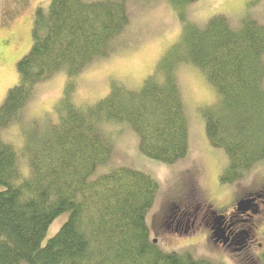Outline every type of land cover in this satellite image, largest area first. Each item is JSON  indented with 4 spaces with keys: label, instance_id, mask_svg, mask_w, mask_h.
Segmentation results:
<instances>
[{
    "label": "trees",
    "instance_id": "trees-1",
    "mask_svg": "<svg viewBox=\"0 0 264 264\" xmlns=\"http://www.w3.org/2000/svg\"><path fill=\"white\" fill-rule=\"evenodd\" d=\"M152 0H51L35 14L18 84L0 107V133L19 126V148L0 136V264H216L164 252L151 240L147 216L160 185L129 168L93 176L112 157L103 127L126 124L143 156L164 164L186 158L189 122L177 71L192 65L216 92L202 116L209 144L225 152L220 182L231 185L264 161V24H234L218 15L188 19L200 0H167L182 23L178 41L139 89L112 83L94 104L74 101L77 79L108 59L131 26V3ZM259 1V0H258ZM60 72L66 83L58 122L26 124L34 89ZM69 219L42 246L61 215ZM264 264V252L261 256Z\"/></svg>",
    "mask_w": 264,
    "mask_h": 264
},
{
    "label": "rangeland",
    "instance_id": "rangeland-1",
    "mask_svg": "<svg viewBox=\"0 0 264 264\" xmlns=\"http://www.w3.org/2000/svg\"><path fill=\"white\" fill-rule=\"evenodd\" d=\"M50 1L0 0V107L9 90L19 82L16 67L32 47L31 31L36 11L38 8L47 9ZM129 12L131 26L120 43L121 49L108 59L95 62L77 79L74 98L77 105L94 104L103 99L114 82L128 89H139L152 74L162 54L178 41L182 23L167 0L131 3ZM218 15L227 17L234 24L249 18L264 24V0H200L189 9L188 19L206 24ZM177 76L189 122L188 156L174 164L146 158L139 150V139L135 132L126 124L111 123L103 129L112 144V157L106 166L97 170L93 179L119 168H129L144 172L158 181L159 194L147 216V224L151 240L157 241L164 252L188 253L197 260L216 264H263L264 161L236 183L222 184L220 177L228 159L224 151L209 144L202 116L205 107L214 102L216 92L205 75L192 65L181 66ZM65 83L66 72H60L34 89L27 104L25 125L36 121L44 128L48 123L58 122L56 107L63 96ZM20 128L11 125L0 136L19 148L22 143ZM249 195L257 199L260 211L252 215L254 218L240 221L239 227L250 233L251 245L238 253L235 248L214 244L208 226L209 217L214 213L229 214L236 202ZM185 205H192V209L199 212L198 222L188 235L167 228L173 214L170 209ZM68 219L69 214L65 213L53 222L42 243L43 247Z\"/></svg>",
    "mask_w": 264,
    "mask_h": 264
},
{
    "label": "flooded vegetation",
    "instance_id": "flooded-vegetation-1",
    "mask_svg": "<svg viewBox=\"0 0 264 264\" xmlns=\"http://www.w3.org/2000/svg\"><path fill=\"white\" fill-rule=\"evenodd\" d=\"M262 190L264 191V185L262 187ZM250 197H252V195H249L236 202L233 205V211H231L229 214L214 213L212 217H209L210 219L208 226L211 232V236L213 237L214 235V227L217 221H220L218 222V224L221 230L225 233V237L227 238L226 243H216L213 237L214 244L228 249L235 248L238 253L244 252V250L251 245L250 233L247 230L241 229V227H239L240 221H248L249 219L254 218L252 215L259 213L260 211L259 207L256 204L257 199ZM241 202H245L246 204L250 203V209L248 212H240L239 204ZM170 212H173V214H171V217L169 219L170 221L167 222V228H169L170 230L174 228L175 232L179 233L183 231L188 235L189 231H191V229H193L198 222L199 212H197L195 208L192 209V205H185L183 208H181L180 206H174V208L170 209ZM172 225H174L175 227Z\"/></svg>",
    "mask_w": 264,
    "mask_h": 264
},
{
    "label": "water",
    "instance_id": "water-1",
    "mask_svg": "<svg viewBox=\"0 0 264 264\" xmlns=\"http://www.w3.org/2000/svg\"><path fill=\"white\" fill-rule=\"evenodd\" d=\"M250 204V203H249ZM249 204H246L245 202H241L239 204V210L240 212H248L250 207H249ZM218 222L220 221H217L215 227H214V239H215V242L216 243H226L227 242V238L225 237V233L221 230ZM155 244H157V241H154Z\"/></svg>",
    "mask_w": 264,
    "mask_h": 264
}]
</instances>
